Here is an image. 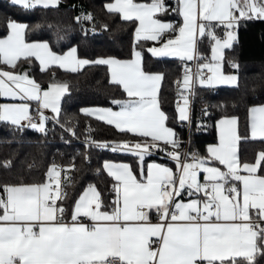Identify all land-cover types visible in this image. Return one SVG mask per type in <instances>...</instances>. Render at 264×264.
Returning <instances> with one entry per match:
<instances>
[{"label":"snow or ice","instance_id":"6c2138e0","mask_svg":"<svg viewBox=\"0 0 264 264\" xmlns=\"http://www.w3.org/2000/svg\"><path fill=\"white\" fill-rule=\"evenodd\" d=\"M11 2L32 10L53 6L58 0ZM106 10L136 24L130 59L89 61L77 56L76 47L57 54L46 42H25L27 25L9 22V35L0 39V64L14 69L17 61L35 57L42 70L54 65L72 72L90 63L108 66L111 82L122 86L128 99L114 101L118 110L85 112L139 139L91 142L89 147L94 144L133 155L139 173L128 163L105 161L102 167L114 181L111 210H102L100 191L88 185L75 202L71 222L65 221V209L58 204L66 193L61 169L55 164L49 167L46 182L0 184V264H257V258L264 257V151L253 162H242L239 145L242 140L264 141V105L249 110L246 133L236 117L222 118L219 143L207 149V157H182L176 133L167 126L168 116L158 102L163 75L144 70L143 53L185 62L178 81L183 101L178 118L188 121L184 93L194 84L210 88L236 81V76L222 70L223 50L237 40L235 27L241 20L264 18V0H176L174 8L165 0H109ZM170 11L181 17V23L159 18ZM211 22L228 29L225 38L211 31ZM168 33H174V38L165 39ZM205 36L213 42L211 60L200 63L206 58L198 55V37ZM142 41L153 43L143 49ZM194 60L198 61L195 69L188 63ZM66 94L67 83L53 82L43 89L27 73L0 69V97L20 101L0 103V122L45 133L49 119L45 110L58 118ZM161 142L172 150L161 148ZM153 151H165L176 170L155 162L145 166V158ZM182 194L193 198L184 202ZM85 218L90 223H84Z\"/></svg>","mask_w":264,"mask_h":264},{"label":"trees","instance_id":"16d2710c","mask_svg":"<svg viewBox=\"0 0 264 264\" xmlns=\"http://www.w3.org/2000/svg\"><path fill=\"white\" fill-rule=\"evenodd\" d=\"M108 2L109 0H59L56 6H38L32 10H22L9 0H0V37L7 34L8 22L17 21L27 25L24 36L26 41H47L56 53H62L74 46L79 57L90 61L100 57L128 59L135 45L136 24L122 20L117 13L107 11ZM165 3L171 8L176 7V0H165ZM85 16H91L92 19H76ZM159 18L169 20L173 24L181 23L180 16L171 11L160 15ZM213 31L219 35L221 28L217 27ZM174 35L168 33L165 39ZM236 35L238 38L233 46L224 49L223 64L226 71L230 65H238V68H234L238 76L237 84L216 87L214 92L207 95L213 122L207 131L191 134L189 138L188 150L200 156L205 155L208 143L216 141V119L235 116L241 132L246 133L249 108L252 105L264 104V18L241 20L236 25ZM152 43L142 41L140 47L146 49ZM212 44L209 37H198V55L209 56ZM143 57L146 72H159L163 75L158 93L159 106L168 116L167 125L173 128L179 141L178 146L181 147L185 130L178 126L172 87L175 80L182 78L181 63L184 61L155 58L147 51H144ZM1 68L16 73H27L42 88L53 82L67 83L68 94L61 100L58 118L48 119L45 133L30 127L17 130L9 123L0 122V184L45 182V171L54 160L67 161L72 157L75 160L73 180L61 201V206L65 209L64 217L69 216L76 197L88 185H94L100 191L103 209H108L113 180L102 168L104 160L127 161L137 171L136 157L126 153L112 154L85 146L80 141L67 138L64 131L66 120L71 119L76 124L75 134L81 140L88 136L85 131L87 126L93 127V136L96 139H139L130 133H121L113 126L82 111L89 106L117 108L119 106L114 101L127 98L120 85L109 80L107 66L90 63L76 72L57 66L42 70L34 58H29L17 61L14 69L3 64H0ZM204 89L205 87H200L199 91ZM260 151H264V141L259 139L242 140L239 145L242 162H253ZM149 158L172 164L171 160ZM8 162L10 165L4 167ZM257 264H264V257H258Z\"/></svg>","mask_w":264,"mask_h":264},{"label":"built area","instance_id":"2783aa9c","mask_svg":"<svg viewBox=\"0 0 264 264\" xmlns=\"http://www.w3.org/2000/svg\"><path fill=\"white\" fill-rule=\"evenodd\" d=\"M256 19H259V18H256ZM227 31H228V29L226 27H223L221 29L220 34L217 35V37L221 38V39L225 38ZM235 33H236V27H235ZM202 57H205L206 59L202 60L201 63H207L208 62V56H202ZM184 63L185 62L181 63L182 68L184 66ZM189 64L193 67V69H195L197 61L196 60L191 61ZM228 71L234 72L235 71L234 67L232 65H230L228 68ZM205 74H207V73H205ZM180 80L181 79L175 80L173 82V87H172L173 103H174V107H175V111H176V118L178 121V126L185 130L184 141H183L181 147L178 146V150L180 151L182 157L184 154H187L189 159H190L193 154H196V153L190 152L188 150L190 135L191 134H199L201 132L207 131V129L211 126V124L213 122L212 117H211V111H210V105L211 104L207 99V95L214 92L216 90V87H210V88L207 87L204 90L199 91L200 87H198L197 85L194 84L190 92L186 91L184 94L188 96L187 111H188V115H189V120L188 121H180L178 118V105H182V103H183L181 96H180L181 85L178 83V81H180ZM33 115L35 116V112H33ZM33 122H36V121L34 120ZM75 126H76V124L71 119L66 120V126H64L65 127L64 131L67 134V138H71L72 140H75L77 142L80 141L85 146H89V144L91 142H98V143L107 142L109 144H113V143H117V142L128 141V140L115 141V140L96 139L93 136L94 129L92 126H87L85 131L88 134V136L86 137V139L81 140V139L77 138L78 136H76V134H75V129H74ZM133 142H135V141H133ZM91 147H95V145L93 144ZM95 148L100 150V151H105V152H109L112 154H125V153H120V152L114 153L110 149L105 150V149H100L97 147H95ZM161 148H166L168 151L172 150L171 145H164L163 143H161ZM148 157H156V158L170 160L167 157L165 151H153V153ZM74 163H75V160L72 157H69L67 159V161H63L61 159L54 160L48 166V168L45 171V182L47 181V175L46 174L48 172L49 167L52 166L53 164H55L58 168L61 169L62 188H63L64 193L67 194L68 187L73 180L72 170H73ZM111 188H110V199H109L110 203H109L108 210H111V202L114 199V193L111 191ZM190 198L191 197H188L186 194H182L180 199L186 200V199H190ZM58 204L61 205V201H58ZM151 219H152V221H156L155 213L152 214ZM83 222L86 224L90 223V221L87 220L86 218L83 220Z\"/></svg>","mask_w":264,"mask_h":264},{"label":"crops","instance_id":"0c3cea01","mask_svg":"<svg viewBox=\"0 0 264 264\" xmlns=\"http://www.w3.org/2000/svg\"><path fill=\"white\" fill-rule=\"evenodd\" d=\"M10 2H11V0H9ZM58 2H59V0H58ZM58 4V3H57ZM57 4H55V5H53V6H56ZM107 5V4H106ZM181 18V17H180ZM163 20V19H162ZM164 21H169V20H164ZM10 22H17V21H10ZM169 22H171V21H169ZM18 23H22V22H18ZM8 24H9V22H8ZM217 27H220L221 29L223 28V27H225L224 25H221V24H218L217 22H211V31H213V29H215V28H217ZM9 33H10V29H9V27H8V32H7V34L5 35V36H3V37H0V39H3V38H6L8 35H9ZM236 34V33H235ZM217 36V35H216ZM172 38H174V36L172 37ZM25 39V38H24ZM25 42H27V43H38V42H46L47 43V41H43V40H38V41H30V42H28V41H26L25 40ZM152 46V45H151ZM74 47V46H73ZM73 47H70V48H68L67 50H65L64 52H62V53H57V54H66L71 48H73ZM150 47V46H149ZM212 47H213V44H212ZM211 47V48H212ZM223 53H224V50H223ZM77 56H78V54H77ZM79 57V56H78ZM32 58H34L36 61H37V63H38V65L40 66V68H42V66L40 65V63H39V61L35 58V57H32ZM79 58H81V57H79ZM100 58H115V57H100ZM100 58H96L95 60H97V59H100ZM131 58V57H130ZM130 58H128V59H130ZM162 58H175V57H162ZM81 59H86V58H81ZM116 59H119V58H116ZM175 59H178V60H180L179 58H175ZM88 60V59H87ZM121 60H127V59H121ZM210 60H211V50H210V53H209V56H208V62H210ZM90 61V60H89ZM181 61V60H180ZM207 62V63H208ZM4 65V64H3ZM4 66H7V65H4ZM55 66V65H54ZM7 67H10V66H7ZM57 67H59V66H57ZM82 67H84V66H82ZM81 67V68H82ZM59 68H61V67H59ZM81 68H79V69H81ZM107 68H108V75H109V80L111 81V76H110V70H109V67L107 66ZM2 70H6V71H11V70H9V69H5V68H1ZM61 69H63V70H66L65 68H61ZM78 69V70H79ZM222 70H223V72L225 73V74H227V75H234V76H236V81L235 82H233V83H230V84H220V85H216V86H214V87H220V86H235L236 84H237V79H238V76H237V73L234 71V72H229V71H226L225 69H224V64H223V62H222ZM68 71H70V70H68ZM149 73H153V74H156V73H159V72H149ZM159 74H161V73H159ZM181 80H182V78H181ZM195 85H197L198 87H200L198 84H195ZM160 86H161V82H160V85H159V89H160ZM49 87V86H48ZM48 87H46V88H43V89H48ZM121 88H122V86H120ZM206 88V87H205ZM123 89V88H122ZM126 94V93H125ZM127 95V94H126ZM126 99H128V97L126 98ZM125 99V100H126ZM124 101V100H123ZM20 101H13L12 99H10V98H5V97H0V103H19ZM159 102V101H158ZM61 103V102H60ZM262 105H264V104H256V105H252L250 108H249V110L252 108V107H258V106H262ZM32 108H33V112H35V108H36V102H32ZM98 108H112V107H102V106H89V107H85V108H83L82 109V111L86 114V112H85V110H91V109H98ZM113 110H118L119 109V107H117V108H112ZM162 110V109H161ZM47 117H49V118H53V113H51V111L50 110H45V113H44ZM87 115H89V114H87ZM89 116H91V117H93V118H96V119H98L95 115H89ZM248 116H249V112H248ZM225 117H235V116H224V117H220V118H218V119H216V121L214 122V126H215V131H216V141L215 142H211V143H208L207 145H206V148H205V155H202V156H200V155H198V156H200L201 158H205V157H207L208 155H209V153H208V151H207V149L209 148V147H212V146H215V145H217L218 143H219V128H218V123H219V121L222 119V118H225ZM98 120H100V119H98ZM102 121V120H101ZM103 122H105V121H103ZM106 123V122H105ZM112 126V125H111ZM168 126V125H167ZM114 127V126H113ZM169 128H171L170 126H168ZM115 128V127H114ZM116 129V128H115ZM173 129V128H172ZM131 134V133H130ZM162 143V142H161ZM105 161H108V162H114V163H128V164H130L129 162H127V161H119V160H104V162ZM103 162V163H104ZM152 162H155V163H159V164H161V165H165V166H168V167H170V168H172L173 169V171H175L176 170V165H175V163L172 161V164L170 165V164H168V163H165V162H162V161H159V160H156V159H153V158H149L148 156L145 158V166L148 164V163H152ZM103 165V164H102ZM131 165V164H130ZM213 166H217V167H221V169L223 170V166H220V165H218V164H215V165H213ZM103 168V167H102ZM134 169V168H133ZM104 170V169H103ZM135 170V169H134ZM105 172H106V170H104ZM136 172V174L138 175V173H139V168H138V166H137V171H135ZM107 173V172H106ZM203 176H204V174L203 173H201V176H200V178H201V180H203ZM138 178H139V176H138ZM113 180V179H112ZM113 183H114V181H113ZM87 187V186H86ZM85 187V188H86ZM84 188V189H85ZM83 189V190H84ZM83 190L78 194V196L76 197V199H75V201H74V204H73V208H72V210H71V212H70V214H69V216H66V217H64V219H65V221H67V222H71L70 221V217H71V213H72V211H73V209H74V205H75V202L77 201V199H78V197H79V195L83 192ZM191 198H193V197H191ZM190 198V199H191ZM182 200V199H181ZM189 199H186V200H182V201H184V202H187ZM102 210H108V209H102ZM153 223H155L156 221H152Z\"/></svg>","mask_w":264,"mask_h":264}]
</instances>
